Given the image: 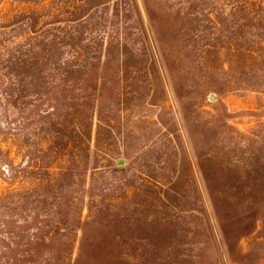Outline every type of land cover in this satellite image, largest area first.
I'll return each instance as SVG.
<instances>
[{
    "label": "rangeland",
    "instance_id": "374dc122",
    "mask_svg": "<svg viewBox=\"0 0 264 264\" xmlns=\"http://www.w3.org/2000/svg\"><path fill=\"white\" fill-rule=\"evenodd\" d=\"M0 264H264V0H0Z\"/></svg>",
    "mask_w": 264,
    "mask_h": 264
}]
</instances>
